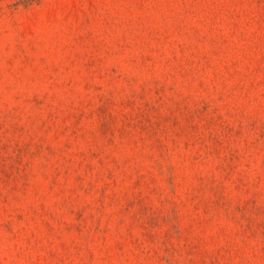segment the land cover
<instances>
[{
  "label": "rangeland",
  "instance_id": "obj_1",
  "mask_svg": "<svg viewBox=\"0 0 264 264\" xmlns=\"http://www.w3.org/2000/svg\"><path fill=\"white\" fill-rule=\"evenodd\" d=\"M0 264H264V0H0Z\"/></svg>",
  "mask_w": 264,
  "mask_h": 264
}]
</instances>
